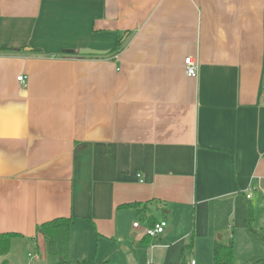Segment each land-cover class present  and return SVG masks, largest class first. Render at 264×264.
I'll use <instances>...</instances> for the list:
<instances>
[{"label":"crops","instance_id":"1","mask_svg":"<svg viewBox=\"0 0 264 264\" xmlns=\"http://www.w3.org/2000/svg\"><path fill=\"white\" fill-rule=\"evenodd\" d=\"M0 48L10 264L56 218L70 263L180 264L264 210V0H0Z\"/></svg>","mask_w":264,"mask_h":264},{"label":"trees","instance_id":"2","mask_svg":"<svg viewBox=\"0 0 264 264\" xmlns=\"http://www.w3.org/2000/svg\"><path fill=\"white\" fill-rule=\"evenodd\" d=\"M18 49L13 48H0V51L13 52ZM252 212L248 209L246 217V225L248 229L257 234L262 246L264 248V235L255 232L251 228ZM73 221L71 218H56L49 222H45L36 228V234L41 235L47 246V255L49 257H56L57 259L53 263L47 264H71L68 257V249L70 244V231ZM15 237V234L5 233L0 234V258H4L8 255L11 246V240ZM188 246L187 248H190ZM1 264H10L9 261L4 258ZM76 264H104L95 261H78ZM180 264H186L183 259ZM213 264H233V248L230 246H223L216 244L213 249ZM254 264H264V258L256 261Z\"/></svg>","mask_w":264,"mask_h":264},{"label":"rangeland","instance_id":"3","mask_svg":"<svg viewBox=\"0 0 264 264\" xmlns=\"http://www.w3.org/2000/svg\"><path fill=\"white\" fill-rule=\"evenodd\" d=\"M251 211L253 218L251 228L263 233L264 229L260 231L258 226L264 222V210L262 208L257 210L251 206ZM244 225L247 232L245 233V236H238L236 233L235 245L233 247V264H254L257 260L264 257L263 246L259 237L256 233L250 231L245 223ZM232 231L233 226L232 230L226 229L225 231H222V233L215 235L214 238L217 239V236H223L225 233L228 236H232ZM187 243L189 244L190 240ZM36 252V250L29 251V248L24 250L23 253L19 251L18 257L13 264H32L27 258V254ZM212 252V249L203 241L195 242V240H193L191 247L186 248L185 250V259L186 261L194 260L196 264H213ZM39 257L41 258V261L43 260L47 263H53L57 259L56 257H49L48 255L43 256L41 253H39ZM71 264H75V261H72Z\"/></svg>","mask_w":264,"mask_h":264},{"label":"built area","instance_id":"4","mask_svg":"<svg viewBox=\"0 0 264 264\" xmlns=\"http://www.w3.org/2000/svg\"><path fill=\"white\" fill-rule=\"evenodd\" d=\"M184 71L187 78L195 79L198 74V63L191 57H187L184 60ZM17 81L23 83L24 77L20 76L17 78ZM249 198V196L247 197ZM133 228L138 229L139 223H134ZM167 228V222L164 220H160L157 223H154L152 226L147 227L143 230V233L148 238H157L165 232ZM189 264H195L194 261H191Z\"/></svg>","mask_w":264,"mask_h":264},{"label":"water","instance_id":"5","mask_svg":"<svg viewBox=\"0 0 264 264\" xmlns=\"http://www.w3.org/2000/svg\"><path fill=\"white\" fill-rule=\"evenodd\" d=\"M66 54H73L72 51H66Z\"/></svg>","mask_w":264,"mask_h":264}]
</instances>
